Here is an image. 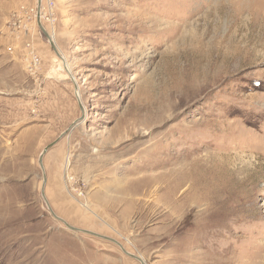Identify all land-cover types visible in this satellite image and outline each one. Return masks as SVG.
<instances>
[{"label": "rangeland", "instance_id": "obj_1", "mask_svg": "<svg viewBox=\"0 0 264 264\" xmlns=\"http://www.w3.org/2000/svg\"><path fill=\"white\" fill-rule=\"evenodd\" d=\"M53 1L47 73L0 62V264H141L48 205L146 264H264V0Z\"/></svg>", "mask_w": 264, "mask_h": 264}, {"label": "crops", "instance_id": "obj_2", "mask_svg": "<svg viewBox=\"0 0 264 264\" xmlns=\"http://www.w3.org/2000/svg\"><path fill=\"white\" fill-rule=\"evenodd\" d=\"M38 3H39V0H0V62L6 65L7 62L17 61L23 69L26 68L25 66L27 65V59L25 58V55L27 54V51L29 49V44H30V46L40 56L42 60L40 72L47 73V71L49 70V67L51 66L50 61H52L53 58L47 52L46 43L43 38L45 33L40 29L39 26L28 29V30H25L23 28H16L13 26V20H14L15 15L17 14L20 15L25 9L38 5ZM2 55H4L5 58L2 59L1 58ZM45 88L47 89V86ZM28 90L29 89L26 88L25 93L23 90H21L19 93H24L25 95L26 93L30 91ZM46 92L47 94L49 93L51 94V93H55L56 90H51V91L46 90ZM17 98H19L18 100H23V101L13 102L14 101L13 100L12 101L13 104H11L13 105V107L23 108V105L19 106L18 103H22V104L25 103V108H30V110L34 109L33 108V106L35 105L34 99L29 98L30 100L26 101V99H28V96H26L25 99H23V97L20 98L18 95H17ZM44 101L43 103H44V106L46 105L45 106L46 112L47 110L53 107L64 108L67 105L70 108L75 107L74 102H69V101H49V102L48 101L44 102ZM82 114L83 113L81 114L79 113L78 117H76V119H74L71 123H69L67 128L65 127L62 129L54 130L55 132H51L52 134L55 133L56 135V137L53 139L62 137L63 133L66 132L69 129V127L73 125L74 122L77 121L82 116ZM24 121H28V117H26ZM54 124L55 125L58 124V121H56ZM64 124L66 125L67 123H64ZM32 132L33 130H30V127L28 126L23 132L20 133L21 140H28L29 138L31 139L33 137L32 135H30ZM58 157L60 156L56 155V159Z\"/></svg>", "mask_w": 264, "mask_h": 264}, {"label": "built area", "instance_id": "obj_3", "mask_svg": "<svg viewBox=\"0 0 264 264\" xmlns=\"http://www.w3.org/2000/svg\"><path fill=\"white\" fill-rule=\"evenodd\" d=\"M38 15L41 16L42 22L49 31L47 24H50L52 30H54V25L56 21V12L54 10V1L46 0L39 8L38 5L29 7L25 9L20 15L17 14L13 20V26L16 28H23L25 30L35 28L39 26ZM27 59L26 68L30 74L37 73V70L41 68L42 60L40 56L34 51V49L29 44V49L25 55Z\"/></svg>", "mask_w": 264, "mask_h": 264}, {"label": "water", "instance_id": "obj_4", "mask_svg": "<svg viewBox=\"0 0 264 264\" xmlns=\"http://www.w3.org/2000/svg\"><path fill=\"white\" fill-rule=\"evenodd\" d=\"M41 4H42V0H39V3H38L39 8L41 7ZM38 23H39V27H40V29H41V30L45 33V35L50 39V34H49V32L47 31V29L45 28V26H44V24H43V22H42V19H41V16H40V15H38ZM51 44L53 45L54 49L57 51V47H56L55 43H54L53 41H51ZM57 52H58V51H57ZM76 83H77V82H76ZM78 88H79V86L76 84V89H78ZM80 105H81L82 110H84L83 105H82L81 102H80ZM84 114H85V113H84V111H83V116H84ZM83 116H81L77 121H75L74 124H73L72 126H70L68 130L72 129L75 125H77L78 123L82 122V121H83ZM68 130H67V131H68ZM67 131H66V132H67ZM66 132H64L63 135H64ZM57 141H58V140H56V141L50 143L49 145H47V146L43 149V151H42V153H41V155H40V158H39L40 165H41V167H42L43 169H45V168H44V163H43L44 156H45V154H46V153H47V152H48V151H49V150H50V149H51V148L57 143ZM46 181H47V176L45 175V176H44V184H43V185H45ZM42 193H43V196L45 197V199L47 200V198H46V196H45V188H44V186H43V188H42ZM48 204H49V202H48ZM48 206H49V208H50L51 213H52L57 219L61 220V221H62V222L68 227V228H70V229H72V230H74V231H77V232H84V233H88V234H91V235H94V236H98V237H101V238H105V239L111 240V241L117 243V244L123 249V251H124L126 254H128L129 256H131V257H133V258L139 260V261L141 262V264H146L143 258H141L140 256H137V255L132 254V253H130L129 251H127V250L125 249V247H124L119 241H117L116 239H114V238H112V237H109V236H106V235H103V234H100V233H97V232L92 231V230L82 229V228H79V227L73 226V225H71L70 223H68L65 219L59 217V216L53 211V209L51 208L50 205H48Z\"/></svg>", "mask_w": 264, "mask_h": 264}, {"label": "bare ground", "instance_id": "obj_5", "mask_svg": "<svg viewBox=\"0 0 264 264\" xmlns=\"http://www.w3.org/2000/svg\"><path fill=\"white\" fill-rule=\"evenodd\" d=\"M52 37L50 36V39H51ZM51 41H53L52 39H51ZM62 59H63V61H64V66H65V68L67 69V71H68V73L71 75V69H70V67H69V64H68V61H67V58L64 56V57H62ZM72 76V75H71ZM76 93H77V95H78V98L79 99H81L80 97H81V92L79 91V88L76 90ZM81 101V100H80ZM83 119H84V116H83Z\"/></svg>", "mask_w": 264, "mask_h": 264}]
</instances>
